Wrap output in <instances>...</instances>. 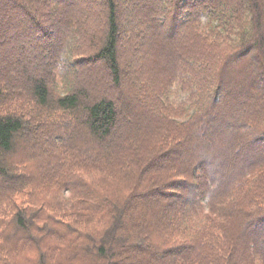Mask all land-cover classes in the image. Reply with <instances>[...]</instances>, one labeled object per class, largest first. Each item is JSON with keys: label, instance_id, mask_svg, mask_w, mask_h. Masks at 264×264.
<instances>
[{"label": "trees", "instance_id": "obj_1", "mask_svg": "<svg viewBox=\"0 0 264 264\" xmlns=\"http://www.w3.org/2000/svg\"><path fill=\"white\" fill-rule=\"evenodd\" d=\"M127 2L143 11L126 46L184 38L167 76L124 77L119 0H0V34L21 43L0 51V264H264V0ZM138 101L145 121L125 112Z\"/></svg>", "mask_w": 264, "mask_h": 264}, {"label": "rangeland", "instance_id": "obj_2", "mask_svg": "<svg viewBox=\"0 0 264 264\" xmlns=\"http://www.w3.org/2000/svg\"><path fill=\"white\" fill-rule=\"evenodd\" d=\"M98 4L100 5L102 3L100 1H98ZM119 6L121 7L120 9H121L122 27H123V31H122V34L120 36V42H121L122 52H123V55H124L123 56L124 57V60H123L124 61L123 62V74H124V77L128 81H131L133 76H137L138 74H143L145 72L147 74H149V75L152 74V73L155 74L156 70L159 69V67L161 65H162L161 68H160L161 72H162L161 74L166 75V76L168 74H170V72L174 68L173 64L175 62L180 63V60L178 59V56H173L174 54L173 55L171 54V58L173 60V63L171 61L164 60L162 53L165 50L170 51V49L172 47H175L174 45H181V47H185L184 46V42L185 41H184V38L182 37V35L180 34V31L179 30H175L173 35H171L170 34V29L166 28L165 32L163 33V37L161 39V36L157 37V36L154 35V36L151 37L150 33H148V30L144 29L142 31V34H140L141 35V39H140V45L139 46H137L138 44H135V43L132 44V45L126 46L125 43H124L125 39L128 37V34L130 33L129 31H131L132 29L136 28V22L138 20L137 12L141 11L142 8L139 5H137V4L134 5L133 3H128L127 0H119ZM128 6L130 7V9L126 10V8ZM149 6H151V4H149ZM137 9L139 11H137ZM145 9L146 8H144V10ZM15 19H16V17L13 18V20H9V22H13ZM7 26H11V25L8 24ZM130 28H131V30H130ZM8 30L9 29H7V31H4V33L6 34L5 36L11 37V39H9L11 41H9V42L8 41H6V42L3 41V39H5L6 37L5 36L3 37L4 34L1 32V34H0V42L2 41L4 43H2V47H1L0 51H4L5 50V52L12 54V53H14L15 49H13V48H12V50H7V49L9 47H11L12 44L17 43V41L19 43L18 45H21V43H20V40L16 39L15 36H12V34L8 32ZM170 36H172V37H170ZM156 49L158 51L160 50V52H161L160 55L161 56L157 54ZM161 49H162V51H161ZM173 52H175V51H173ZM171 53H172V51H171ZM32 54L33 53H29V56L32 55ZM150 55H153V56L158 55L159 56V57L155 56V58L153 59V63H154L153 65H151V64L148 65V64H146V63H144L142 61V59H144V58H148L149 59ZM21 56H23L24 59L28 58L26 53L22 54ZM27 64L29 66V70H31L32 72H35L37 70V68L38 69L40 68L39 64H36V63H30L29 61H27ZM24 65H26V64H24ZM250 65L255 67V65L253 63H250ZM0 68H1V66H0ZM19 70H21V69H19ZM227 70H228L227 71L228 73H230V74L233 73V72H230V70H231L230 67H228ZM233 71H234V69H233ZM9 72L12 75H15V74H13L14 71H10V70L6 71V74L9 73ZM257 82L258 81H256L255 79H250V81L246 82V83L245 82L244 83L241 82L242 83V88H241V91H242L241 93L242 94L240 96L237 95V94L235 95L236 96L235 98L238 101L239 106H241L242 108L244 107L245 109L248 110V112L246 113V117L248 115L249 116L250 115L251 116L254 115V112H256V109L259 108L257 106L260 105L258 100H257V97H258L257 95H259L257 93L259 91H262L261 90L262 88L259 89V90H256V91H258L257 93L253 89L257 85ZM253 92L256 93V96L253 95ZM247 97H249V101H247ZM144 108H145L144 105L141 102L138 101V103H136V104L133 103V104H131V106L127 105V108H125V112H128V113L130 112L132 115H133V113H136L138 116H142L143 120L145 121V119L147 117H149V116H148L147 113H145V109ZM244 118H241V120L238 119V120L234 121V123L230 122L228 124H225V123L224 124H220V127L218 126V127L215 128V131L218 134L217 136L218 137L220 136L219 138L222 137L223 139H225V136H226L225 135V131L226 130H230V128L232 126H234V128H236L237 125H240V124L242 125L244 123V121H242ZM129 121L130 120H128V122ZM234 128L232 129L233 131H235ZM211 135H212V133H210V136ZM36 140L42 141V138H40V139L36 138ZM46 144H48V143L45 140H43V142H41V144L38 145V146H36V144L30 143V145L27 146L28 148L24 147V150L26 151V154H30V152H32L33 154H38L39 155V150L40 149L47 150ZM190 150H192V151H194L195 153H198V154L200 152L202 153V149L197 144H192L191 146L185 145V146H183V149H181L179 153L180 154H184L185 152H188ZM179 153H177V155ZM178 157H179V155H178ZM237 157H239V159H241V160H245L247 158H250L249 154L246 153V152H243V151H241V152L239 151ZM170 158L173 159V157H168L167 160H169ZM162 163H163V161H162ZM162 163H159V165H157L156 168L157 167L161 168L160 166H161ZM40 166H43V164H40ZM226 174H227V172L224 171L223 172V176H225ZM148 198H150L151 201L156 202V204L158 203V205H160V200L163 198L164 200L163 199L162 200H163V202L165 201L164 203L166 204L165 206L167 208V213L170 212L171 210H175V209L177 210V208L179 206H181L182 203H184V201H182V200L165 199L162 195H159V194L150 196ZM186 201H188V199ZM253 233L255 235V239H258L257 238L258 236H256V235H258L259 233H257V231H253ZM128 234L130 236V235H132V232H129ZM257 241H258L257 243H258V246H259L258 248H260V249L264 248V241L261 242V244H260L259 240H257ZM161 260L162 261L165 260V261H163V263L167 264L168 257L161 258Z\"/></svg>", "mask_w": 264, "mask_h": 264}]
</instances>
